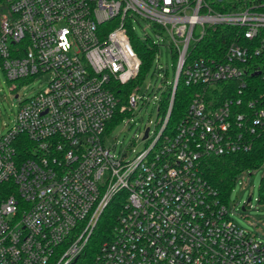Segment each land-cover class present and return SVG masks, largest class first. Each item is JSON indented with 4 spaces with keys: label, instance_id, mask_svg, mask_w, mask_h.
I'll use <instances>...</instances> for the list:
<instances>
[{
    "label": "built area",
    "instance_id": "1",
    "mask_svg": "<svg viewBox=\"0 0 264 264\" xmlns=\"http://www.w3.org/2000/svg\"><path fill=\"white\" fill-rule=\"evenodd\" d=\"M140 22L177 64L162 86H173L167 113L162 95L129 158L106 132L145 101L117 93L140 74ZM220 27L224 50L194 57ZM0 69L11 83L51 74L0 136V264H264V241L234 222L200 168L264 136V0H0ZM247 76L263 84L254 99ZM181 77L204 89L171 128ZM219 83L227 99L208 89ZM118 204L113 234L97 240Z\"/></svg>",
    "mask_w": 264,
    "mask_h": 264
},
{
    "label": "rangeland",
    "instance_id": "2",
    "mask_svg": "<svg viewBox=\"0 0 264 264\" xmlns=\"http://www.w3.org/2000/svg\"><path fill=\"white\" fill-rule=\"evenodd\" d=\"M134 28L138 39L146 41L149 37L150 43L159 44L161 48L160 55L157 56L159 61L154 63L139 90V95H144L145 101L140 103L133 116L124 115L106 136V144L116 147L114 152L117 155L127 152L129 158L143 150L144 130L149 126L152 130L155 128L158 102L164 93L163 82H172L175 65L167 41L158 38L145 22L135 24ZM167 72L169 75L166 77ZM50 81L51 74H43L34 79L11 83L0 69V136L13 127L21 102L46 91ZM263 178L264 165L257 170H248L238 175L229 195L228 209L230 217L238 226L264 241V202L261 201Z\"/></svg>",
    "mask_w": 264,
    "mask_h": 264
},
{
    "label": "trees",
    "instance_id": "3",
    "mask_svg": "<svg viewBox=\"0 0 264 264\" xmlns=\"http://www.w3.org/2000/svg\"><path fill=\"white\" fill-rule=\"evenodd\" d=\"M226 28L220 27L217 29L218 34L209 36L201 44L197 51L192 52V55L196 57L197 55H206L208 52L213 50H224L226 44L230 41L225 37L227 32ZM132 44L141 59L142 66L140 74L131 83L125 86H120L117 93H123L122 99L125 101L127 97L134 92H138L146 75L152 69L155 58L157 55V48L154 47L150 42L142 41L137 37L132 39ZM198 47V46H197ZM174 69L177 64V60L174 61ZM166 78V77H165ZM250 82L251 89L246 95L247 99H254L257 96L256 86L260 84L259 81L253 79L251 76H247L246 80ZM164 83V82H163ZM226 83H219L216 88L208 89H222L216 90L212 95H220L222 99H227V93L224 91ZM234 87H239L238 82H234ZM172 85H168L165 92L162 94L161 100V114H166L169 101L172 95ZM201 89H204L200 85L188 86L183 77L180 78L178 86L175 92L174 105L172 109V114L170 118V127L173 128L177 122L185 117L190 103L194 98H196L200 93ZM237 93V92H236ZM129 115V114H128ZM124 115H116L115 118L110 122L106 134L108 135L111 128L119 122ZM264 165V136L260 139H256L253 150L250 153H238L223 157H206L202 160L200 168L201 173L205 180L211 185V187L218 193V196L227 204L229 202V195L231 190L236 184V179L244 171L257 170ZM261 201L264 202V178L261 188ZM120 212V205L118 204V214L117 208L111 206L106 211L100 226L98 227L95 237L97 240H102L103 238H109L113 234L114 227L117 223V215Z\"/></svg>",
    "mask_w": 264,
    "mask_h": 264
},
{
    "label": "water",
    "instance_id": "4",
    "mask_svg": "<svg viewBox=\"0 0 264 264\" xmlns=\"http://www.w3.org/2000/svg\"><path fill=\"white\" fill-rule=\"evenodd\" d=\"M148 133H149V129H147V131H146L145 138H147ZM250 201H251V199H249V202H250ZM243 211H245V208H243Z\"/></svg>",
    "mask_w": 264,
    "mask_h": 264
}]
</instances>
